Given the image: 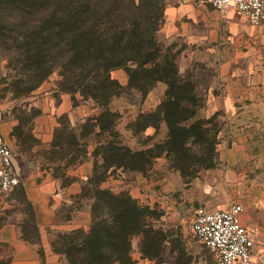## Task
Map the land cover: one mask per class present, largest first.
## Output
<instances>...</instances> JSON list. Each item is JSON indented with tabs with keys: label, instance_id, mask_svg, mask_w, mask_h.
<instances>
[{
	"label": "rangeland",
	"instance_id": "1",
	"mask_svg": "<svg viewBox=\"0 0 264 264\" xmlns=\"http://www.w3.org/2000/svg\"><path fill=\"white\" fill-rule=\"evenodd\" d=\"M140 2L152 16H163L156 34L161 58L177 67L181 81L195 85L194 92L184 94V102L197 112L186 113L169 139L164 121L153 116L144 129L141 117L155 113L166 94H173L168 79L146 81L144 91L125 87L98 105L62 91L60 87L70 83L65 71L55 67L39 87L26 93L23 81L32 69L23 49L0 45V135L12 148L20 178L16 187L0 190L7 208L0 211V225L7 214L18 216L20 223L34 217L25 196L29 180L50 186L48 203L54 216L42 231L53 255L46 256L39 235L37 260L27 264H48L49 259L70 264L59 251L64 250L65 236L79 243L75 231L85 232L95 220V187L88 181L99 177L105 179L99 187L128 192L142 210L136 223L125 222L122 215L110 230L116 243L124 234L132 235L130 254L120 257L124 264H217L193 234L191 223L196 207L215 209L231 203L242 205L240 217L254 243L253 260L264 264V22L191 16L195 8L213 10L203 0ZM112 75L126 85L123 69ZM167 76H173L172 71ZM63 102L68 108L61 112ZM102 110L114 114L111 122L104 121V128L90 126ZM112 143L153 155L163 151L143 171L105 168L106 149ZM58 234L63 236L59 240ZM10 254L11 246L2 248L0 264ZM80 254L75 248V258Z\"/></svg>",
	"mask_w": 264,
	"mask_h": 264
},
{
	"label": "trees",
	"instance_id": "2",
	"mask_svg": "<svg viewBox=\"0 0 264 264\" xmlns=\"http://www.w3.org/2000/svg\"><path fill=\"white\" fill-rule=\"evenodd\" d=\"M127 2L0 0V45L23 49L29 61L27 64L32 69L28 81H23L26 93L39 87L55 67L65 71L70 83L67 87H60L62 91L71 95L78 93L82 100H92L98 105L107 103L125 87L144 91L147 88L146 81L149 84L153 83L151 80H171H167L166 84L172 88L173 94H166L155 113L141 115L145 120L144 129L150 126L153 116L156 121H164L169 128L170 139L173 129L185 121L183 116L189 111L194 114L197 112V108L191 110L184 102L188 99L184 94L194 92L195 85L181 81L177 67L166 65L161 58L162 49L156 34L163 16H152L140 0ZM118 69L125 71L126 85L112 75ZM169 71H172L173 76H167ZM113 115L102 110L91 118L90 126L104 128V121L111 122ZM161 151L163 149L153 155L150 150H132L128 146L112 143L106 149L109 158L105 157L104 167L143 171L144 165L153 163L160 157ZM104 181V178L99 177L93 182L88 181V184H94L95 187L94 202L91 205V215L95 220L91 221L85 232L79 229L75 231L80 234V242L75 243L73 237H64V250L59 252L65 255L70 264H113L117 261L124 264L120 257L126 258L130 254L132 235L124 234L121 243H116L110 230L119 225L122 215L125 222L136 223L142 210L128 192L122 190L114 193L99 187ZM105 214L108 215L107 219L104 218ZM19 226L24 241L39 243V230L33 214L30 222L24 221ZM57 237L59 240L63 236L58 234ZM51 246L57 250L55 241L51 242ZM2 248L8 249L9 245L0 243V251ZM75 248L79 254L82 253L78 259L74 255ZM42 253L40 248L39 254ZM9 262L8 256L5 264Z\"/></svg>",
	"mask_w": 264,
	"mask_h": 264
},
{
	"label": "built area",
	"instance_id": "3",
	"mask_svg": "<svg viewBox=\"0 0 264 264\" xmlns=\"http://www.w3.org/2000/svg\"><path fill=\"white\" fill-rule=\"evenodd\" d=\"M214 11L225 15L229 10L259 25L264 21V0H203ZM20 182L13 164V151L6 137L0 135V190L6 192ZM243 207L231 203L223 208L196 207L191 230L216 258L217 264H256L254 243L241 220Z\"/></svg>",
	"mask_w": 264,
	"mask_h": 264
},
{
	"label": "crops",
	"instance_id": "4",
	"mask_svg": "<svg viewBox=\"0 0 264 264\" xmlns=\"http://www.w3.org/2000/svg\"><path fill=\"white\" fill-rule=\"evenodd\" d=\"M191 16H214L216 21H231L233 16L237 15H235L232 10H229L225 15H221L214 10L210 11L204 8H195ZM239 18L243 19L241 17ZM59 108L61 112L67 111L68 103L63 102ZM29 181L30 182L25 184V196L32 204L35 222L38 226L44 252L48 250L46 256H52L53 254L49 248L50 242L48 240V235L42 231L50 225L54 216L53 210L48 203V197L49 194H51L52 189L46 184L36 185L31 182L33 180ZM5 207L6 206H2L0 200V211H6L7 208ZM19 224L20 221L18 216L7 214L0 225V243L8 244L11 246L12 250V254L9 255L10 262L8 264H27L36 261L38 257L37 246L35 244L27 243L21 238ZM54 262V259H49L47 263L54 264Z\"/></svg>",
	"mask_w": 264,
	"mask_h": 264
}]
</instances>
